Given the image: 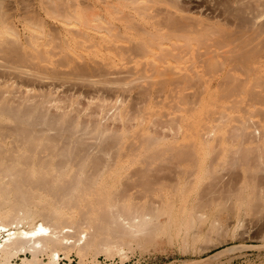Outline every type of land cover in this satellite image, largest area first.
I'll return each instance as SVG.
<instances>
[{
	"label": "bare ground",
	"instance_id": "bare-ground-1",
	"mask_svg": "<svg viewBox=\"0 0 264 264\" xmlns=\"http://www.w3.org/2000/svg\"><path fill=\"white\" fill-rule=\"evenodd\" d=\"M260 57H264V0H0V264L27 251L31 257L21 256L22 263L40 264L38 254L47 250L52 264H72L71 251L78 254L77 264H151L146 258L134 259L128 251L147 249L165 238L172 242L181 237L182 245L186 244L196 218L203 224L211 217L197 207L229 202L240 193L241 185L235 190L219 187L215 172L225 160L207 158L218 145L228 146L220 135L216 137L220 128L228 132L232 125L229 135L233 132L243 140L251 139L250 134L264 136V119L262 127L258 117L260 129V124L254 125L258 119H252L255 112L250 114L260 107L264 114L259 104L264 103ZM128 60L133 63L127 64ZM123 75L128 80L121 79ZM63 85L62 91L66 86L74 91L92 88L106 97L118 88L139 87L145 97L141 95L139 101L131 97L126 105L117 102L120 97L109 102L101 96L110 104L103 106L101 100L99 111L112 113L114 108L112 116L118 121L126 119L128 111L134 112L130 126L122 121L114 130L93 119L92 126L81 117L83 125L78 113L71 118V104L67 109L60 105V110L57 102L62 98L58 100L57 91ZM219 90L229 92L225 96L247 93L248 98L240 95L241 99L230 101L238 110L236 104L244 100L245 107L239 111L244 108L249 118L246 113L241 117L242 111L227 113L230 105L218 101ZM207 92L211 94L204 97ZM130 100L136 103L132 106ZM205 102L208 107L197 105ZM156 104L160 120L148 121L155 126L149 130L139 119H152ZM194 114H207L210 119L204 124ZM232 118L239 124L233 125ZM247 121L254 122L253 129ZM245 127L251 128L247 136ZM215 140L219 141L215 144ZM240 146L243 150L238 154L245 156L256 148L248 145V152L247 145ZM238 147L233 152L241 151ZM257 171L264 174V167ZM200 174L212 178L196 189L200 191L196 206L187 208L186 194L195 189ZM260 186L250 191L257 198L249 192L255 200L245 198L249 205L264 202ZM178 191L185 196L179 197L177 205ZM179 211L185 213L184 223H178ZM233 214L234 224L214 214L205 237L214 232L224 239L231 225L232 232L239 224L246 228L249 220L239 212ZM36 216L41 220L22 226L23 220L33 221ZM195 229L192 236L199 238ZM236 248L241 245L201 259L163 264H215L219 253L225 256L224 252ZM99 253L105 256L96 257Z\"/></svg>",
	"mask_w": 264,
	"mask_h": 264
},
{
	"label": "rangeland",
	"instance_id": "rangeland-1",
	"mask_svg": "<svg viewBox=\"0 0 264 264\" xmlns=\"http://www.w3.org/2000/svg\"><path fill=\"white\" fill-rule=\"evenodd\" d=\"M262 58H263V61H264V57H260L259 59L260 60H262ZM133 62L131 61V63L129 62V60H128V63L127 64H132ZM264 74V73H263ZM238 75V74H237ZM125 75H123V77H124ZM206 78L208 77L207 75H204ZM204 76H203V78H204ZM132 77V76H131ZM130 76H129V78H131ZM252 77L253 76H251V79H252ZM121 79H127L128 80V77H126L125 76V78H122V76L120 77ZM64 86V85H63ZM62 86V87H63ZM62 87H59L60 89L62 88ZM71 87V86H70ZM69 86H66V89H65V91L67 92H65V91H62V90H64V88H65V86L60 90L59 89V91H61V93L59 92V91H57L56 93L57 94H59L58 96H59V98H58V100L60 99V98H62L61 100H59L57 103L59 104V106L61 105L62 107H63V105L65 106L66 105V107H64V108H68V106H67V104L69 105V104H71V105H69L70 106V111H76V108H77V110L78 111H81V113L80 112H74V113H72V112H68L70 115H71V118H73L74 116H72V114H74V115H76V113H78L77 115H76V118L78 117L79 119H80V122H81V117H82V120H83V118H84V122L85 123H87L88 122V124L90 123L89 121H91L92 119L93 120H95V121H97V123H105L104 124V126H106V125H109V126H112V127H110L111 129H114L115 130V128H117V127H119V126H121L120 124H122V121H123V125L124 126H130L131 124L129 123V122H131L132 123V121H133V119H131L132 118V116H133V114H134V112H132L133 114H131L130 115V113H131V110H130V113H129V111H128V113H127V115H128V117H127V115H126V119H124V120H116V119H118V118H114L113 116H112V113H114L112 110H114V108H112V110H111V112L112 113H110V110L108 111L109 112V114H108V112L106 113L105 111H107V110H102L103 112H104V114L102 113V114H100L101 113V110L99 111V107H100V103L102 104V102L104 101L103 99H104V96H105V94L103 95H101V93L100 92H98V94L95 92V91H92L91 89V91L89 92L88 90H86V89H82V88H84V87H79V90L77 91H74L75 89L72 87V90H71V88H70ZM142 88H144V87H142ZM197 88V87H196ZM74 89V90H73ZM140 88L138 87L137 89L135 88L134 90H133V88H130V89H117L116 91L114 90V92H113V90L111 91V92H105L106 94H107V97L105 98V99H109L108 101L110 102V101H112V100H114L115 98H122V100L123 101H121L120 100V98L117 100V102H121V103H125L126 105H128V103L127 102H129V98H131V97H133V98H131V100L133 101V99L135 98V100L136 101H139V100H137V99H140V98H142V96L144 95V94H142L141 92H142V90L140 89V93H138V91L137 90H139ZM193 90L195 89V88H192ZM191 88H190V90H192ZM259 89V88H258ZM257 89V90H258ZM69 90V91H68ZM122 90V91H121ZM125 90V91H124ZM135 90L137 91L136 93V95H134L135 94ZM238 90H240V89H238ZM237 89L236 90H234L235 92L236 91H238ZM71 91V92H70ZM79 91H81V92H79ZM82 91H83V93H82ZM88 91V92H87ZM130 91V92H129ZM188 91V93H189V89L187 90ZM220 91V90H219ZM217 92V97L219 98L218 99V101L221 103V104H224L225 106L226 105H228L229 107H230V109H227V108H225V111L226 110H228L229 112H227V113H234V114H236V113H241V111H242V113H243V109L241 110V111H239V109H241L242 107H245V106H243L242 104H245V101L244 100H242V102H241V105L238 103V102H235V103H238V104H236L237 105V107H238V105H239V107H238V110H237V108H236V110H237V112H236V110H234L235 109V107H233L231 104H232V101H230L231 99H233V98H240V95L242 96V98H248V95H247V93H245L243 90H241V91H239V92H237V93H233L232 91V94L230 95H228V96H225V95H227L229 92H227V94H226V92L225 91H223V93H222V90L220 91V92ZM74 93V95H73V93ZM113 92V93H112ZM128 92V93H127ZM224 92H225V94H224ZM64 93V95L62 96V94ZM88 95H87V94ZM100 93V94H99ZM115 93V94H114ZM119 93H120V95H119ZM190 93H191V91H190ZM240 93V94H239ZM56 94V95H57ZM67 94H70V95H67ZM77 94H79V95H77ZM123 94V95H122ZM132 94H133V96H132ZM211 93H204V97H206V96H208V95H210ZM219 94H221L223 97H226V98H223L221 95H219ZM224 94V95H223ZM234 94V95H233ZM111 95V96H110ZM113 95V96H112ZM118 97H117V96ZM125 95V96H124ZM127 95V96H126ZM139 95V96H138ZM142 95V96H141ZM61 96V97H60ZM73 96V97H72ZM90 97V98H88V97ZM101 96H103L102 98H101ZM125 98V100H124V98ZM137 96V97H136ZM231 96V97H230ZM65 97V98H64ZM98 97H100V98H98ZM143 97H145V96H143ZM229 97V98H228ZM67 98V99H66ZM68 98H70L69 100V102H67L68 101ZM71 98H72V100H73V103L71 102L72 100H71ZM110 98H114V99H110ZM65 99V100H64ZM97 99V100H96ZM98 99H100V100H98ZM155 99V98H154ZM157 99V98H156ZM241 99V98H240ZM64 100V101H63ZM67 100V101H66ZM101 100H102V102H101ZM107 100H105L104 102H103V104H105V105H103V106H108L109 107V104L110 103H108V101ZM120 100V101H119ZM130 100V103L132 102ZM135 100H134V102H135ZM234 100V99H233ZM61 101V102H60ZM95 101H97V104H99V106H95L96 104V102ZM107 101V102H106ZM230 101V102H229ZM235 101V100H234ZM236 101H238L237 99H236ZM66 104H65V103ZM99 102V103H98ZM134 102H132V106H133V103ZM155 102V101H154ZM63 103V104H62ZM89 103H91V105H89ZM129 103V104H130ZM136 103V102H135ZM74 104V105H73ZM92 104H93V106H92ZM95 104V105H94ZM159 104H161V103H159ZM204 105L205 107H208V102H205V103H202V104H200V103H197V105ZM258 104V103H257ZM257 104H255V106H257ZM259 104H262L263 106H264V103H259ZM88 107H87V106ZM102 105H101V107H102ZM211 105V103H209V106ZM233 105L235 106V104L233 103ZM60 106V107H61ZM74 106V107H73ZM80 106V107H79ZM92 106V108L93 109H97V110H92V108H90ZM154 106V108H155V113L152 115V116H150L152 119H149V120H143V119H139L140 120V122L142 123L143 121V123L142 124H145L146 126H148V128L150 127V128H152V129H150L149 128V130H153L154 129V127L155 126H153V124L152 123H150V122H148V121H151V122H157V120H160V118H159V116H158V109L157 108H160V106H158L157 104L156 105H153ZM241 106V107H240ZM259 106L260 105H258V108H259ZM262 106V107H263ZM62 107L60 108V110L62 109ZM76 107V108H75ZM87 107V108H86ZM95 107H97V108H95ZM251 109H253L251 106H249ZM80 108V109H79ZM81 108H83L82 110H81ZM90 108V109H89ZM162 108H164V109H166V106H164V107H162ZM233 108V109H232ZM249 108V109H250ZM257 107H256V110L258 109ZM261 108V107H260ZM260 108L258 109V111H255L254 109V111L253 112H251L250 114H251V116L254 114V112H255V116H252V119L254 118V119H258V117L260 118L261 117V124L264 122L263 121V119H264V117H263V115H261L260 114ZM72 109V110H71ZM75 109V110H74ZM247 109V108H246ZM245 109V110H246ZM250 109V110H251ZM262 109V108H261ZM95 111V112H97L98 113V115H97V113H95V112H92V111ZM249 110V111H250ZM89 111V112H88ZM91 111V112H90ZM115 111V110H114ZM133 111V110H132ZM239 111V112H238ZM262 111V110H261ZM264 111V110H263ZM58 112V111H57ZM87 112V113H86ZM100 112V113H99ZM116 112V111H115ZM86 113V114H85ZM89 113V114H88ZM91 113H94L93 115L91 114ZM240 113H239V115H240ZM245 113H246V111H245ZM245 113H243V115L245 114ZM253 113V114H252ZM257 113H259V116L257 115ZM263 113V112H262ZM115 114V113H114ZM247 114V116L246 115H240L241 117H248V113H246ZM70 115H69V117H70ZM98 117H97V116ZM102 115V116H101ZM106 115V116H105ZM109 115V116H108ZM230 115H233V114H230ZM88 116V117H87ZM90 116V117H89ZM104 116V117H103ZM112 116V117H111ZM130 116H131V118H130ZM207 116V117H206ZM235 117H236V115H234ZM238 116V115H237ZM250 116V115H249ZM95 117V118H94ZM100 117H101V119H100ZM263 117V118H262ZM71 118H70V120H71ZM77 118V119H78ZM107 118H110V119H107ZM193 118L195 119V120H198V122H203L204 124H206L208 121H209V116L206 114H202V115H198V114H194L193 115ZM239 118V117H238ZM249 118V117H248ZM74 119H75V117H74ZM88 119V120H87ZM97 119V120H96ZM100 119V120H99ZM104 119H106L105 121H104ZM128 119H130V120H128ZM251 119V118H250ZM73 120V119H72ZM87 122H86V121ZM260 119H258V120H255V124L254 125H259L260 123H258V121H259ZM94 121V122H95ZM98 121H100V122H98ZM230 121V120H229ZM251 121H253V120H251ZM263 121V122H262ZM83 122V121H82ZM81 122V124H85V123H82ZM134 122V121H133ZM219 122V121H218ZM232 124L234 123V124H236V123H238V121L237 122H235L234 120H233V118H232ZM120 123V124H119ZM228 122H226L225 123V125L227 124ZM252 123H254V122H251V123H249L248 121L246 122V124H250V126L249 127H252V129H253V125H252ZM91 125H92V123H90ZM100 124V125H101ZM102 124V125H103ZM197 125L199 124V123H196ZM229 124H230V122H229ZM233 124V125H234ZM239 124V123H238ZM261 124L259 125L260 126V129L263 127V124H262V127H261ZM101 125V126H102ZM118 125V126H117ZM150 125V126H149ZM155 125V124H154ZM252 125V126H251ZM93 126V125H92ZM153 126V127H152ZM227 127H228V125H226ZM232 126V125H231ZM231 126H230V128H231ZM247 126V125H246ZM256 126V127H257ZM90 127V126H89ZM223 128V127H222ZM229 127H228V132L230 131H232V129H230ZM246 128V127H245ZM248 128V127H247ZM246 128V129H247ZM257 128H259V127H257ZM264 128V127H263ZM158 129H160V128H157V130ZM163 129V128H162ZM162 129H161V132H162ZM227 129V128H226ZM226 129L224 130V129H221L220 128V130L218 131L219 132V134H218V132H217V134H218V136H216V137H219L220 138V136H221V138H222V141H224L223 143H224V145H228V146H230V147H228V146H225V147H221L220 145H218V146H220V147H218L217 146V149L215 150V149H213V150H210L209 151V154H207V158H209V159H217V160H225V162L221 165V168L222 169H218L216 172H215V174L217 173V175H215V178L221 183H219L221 186H219L220 188H229V190H232L233 188V190H235V188H239V186H240V193H238L239 191H236V193L235 194H239V195H235V196H231L230 198H231V201H229V202H227V201H225V200H222V204H221V202H220V200H219V202H217L216 204L214 203V205H212V204H210L209 206L208 205H204L205 207H195L196 209H199V210H202V211H205L206 213H207V215H209L208 217H210V218H208L209 219V221L211 222V219H212V217L214 216V214L215 215H220L222 218H224L225 220H227V218H228V220L227 221H229V219L232 221H230L231 222V224H234V223H236V215L235 214H233V213H238L239 212V214L241 215V217H243V219L246 221L247 219L249 220V222H248V220L246 221V222H248V224H249V226H248V224H247V227L245 228V226L243 227V225L240 227V224L239 225H237V228L235 229V231L234 232H232L231 231V229L233 228L232 227V225L230 226V228H229V231H228V233H227V235H226V237L223 239V238H219V237H216V236H214V232H210V235L208 236V238L207 237H205V236H207L205 233H207V228L209 227L208 225L210 224V222L208 221V220H206V222H204L203 224H201V223H199L200 221H198V218H196V222H195V225H194V227L192 228L193 230H194V228H196L195 230H197V231H199L198 232V235H200L199 236V238H193V236H192V232H193V230L192 229H190L189 231H190V234H188V236H187V239H188V241L186 242V244H184V245H182V240H181V237H178V238H175L174 239V241H172V242H169L166 238L165 239H161V241L162 242H156L154 245H150L147 249H143V248H139V247H135L134 249H133V251H128V252H130L129 254H133V256H134V259H144V258H146L147 260H149V261H152V263L151 264H163V263H167V262H178V261H180V260H182V259H201V258H204V257H206V256H208L209 254H212L213 252H215L216 250H221V249H223V248H225V247H227V246H233V245H241V248H236V249H233V250H229V251H227V252H224V253H226L225 254V256L223 255V253H219V256H218V258H216L215 260H214V262H215V264H216V262H217V264H219V261L220 260H225V259H227V260H225V261H223V263H222V261H220L221 262V264H264V202L262 201L261 202V200L260 199H257V200H259L261 203H259V202H255L254 200H255V198H257V197H255V195H253L252 193H254V192H250L253 188V186H254V188H255V185L257 186H259V184L260 185H262L263 187H264V184H261V183H264V174H262L261 175V173H258V168H260V167H264V136L262 135V137L259 139V137L257 138V135H256V137H255V135L254 134H250V137H251V139L249 138V137H247L250 141H248V139L245 137L244 138V140H245V142H244V140L242 139L243 137H240V135H238V134H234L233 132H232V134L231 135H229V133L226 131ZM251 128H248L247 129V133H246V131H245V133H244V136H247V134H248V130H250ZM260 129H259V131H260ZM135 130V129H134ZM156 129L154 130V132L155 133H157L156 131H157ZM168 130V129H166V128H164V134H165V132ZM262 130H264V129H262ZM261 130V131H262ZM133 131V130H132ZM160 131V130H159ZM159 131H158V133H159ZM227 133H226V132ZM160 132V133H161ZM235 132V131H234ZM168 133V132H167ZM169 133H170V131H169ZM168 133V134H169ZM262 133V132H261ZM261 133L259 132V136H261ZM167 134V135H168ZM240 134V133H239ZM263 134H264V131H263ZM220 135V136H219ZM253 137H252V136ZM249 136V135H248ZM88 138V137H87ZM90 138V137H89ZM242 139V141L244 142H242L241 141V139ZM258 139V141L256 142L255 140H257ZM238 140H240L243 144H244V147L247 145V147H246V149L248 148V145H251V146H254L255 145V147L256 148H253V147H251V146H249V149H256L255 151H253V149L252 150H249L248 151V149H247V151L249 152V153H252L253 154V152L255 153L256 151V154H253L251 157H250V159L251 160H249L248 158H249V156H247V154L248 155H250L249 153H247L246 154V156L248 157H246L245 155H244V153L243 154H241V155H239L238 153L239 152H242V150L240 149V147H242V146H240V145H243V144H240L239 145V143H240V141H238ZM217 141H219V140H217ZM217 141L215 140V144L217 143ZM254 141V142H253ZM231 143V145L233 146L232 148H231V145H229V144ZM214 145V144H213ZM215 146V145H214ZM237 146H239L238 148L241 150V151H238V149L235 151V152H237V153H235V152H233V150H235L236 148H237ZM258 146L260 147V150L258 149ZM228 147V148H227ZM235 147V148H234ZM230 148V149H229ZM234 148V149H233ZM233 149V150H232ZM245 149V148H244ZM245 149V150H246ZM258 149V150H257ZM232 152H231V151ZM244 150V151H245ZM261 154H260V153ZM231 153H235L238 157H236L235 156V154H234V156H232L233 154H231ZM259 153V154H258ZM255 155H256V157H255ZM240 156L242 157L241 159H240ZM244 156L246 157V160L244 159ZM238 158V159H236V160H233L234 158ZM254 158V159H253ZM257 158V159H256ZM253 159V160H252ZM262 161V163H261V165H260V161ZM236 161V162H235ZM254 161V162H253ZM247 162L248 164H245V163ZM250 162V163H249ZM252 162V163H251ZM259 164H257V163ZM244 163V164H243ZM257 164V165H256ZM249 165V166H248ZM249 169V170H248ZM256 169V170H255ZM220 170V171H219ZM253 170L255 171V172H253ZM260 172V171H259ZM264 172V171H263ZM262 172V173H263ZM220 173V174H219ZM219 174V175H218ZM223 174H224V176H223ZM255 174V175H254ZM230 175V176H229ZM232 175V176H231ZM252 175V176H251ZM262 176V177H260V176ZM223 176V177H222ZM228 177V179H227V177ZM256 176L258 177V178H256ZM224 178L223 180L221 179L220 180V178ZM235 177V178H234ZM211 179L212 178V176H208L207 174H200V178L198 179V181H197V183H196V187H195V189L194 190H191L190 191V193L188 192L186 195H187V197H185V202H186V207L187 208H189V207H191V206H196L195 204L198 202V200H197V202L195 201V198L199 195V193H200V191L199 190H196L200 185H205L206 186V183L208 182V179ZM231 180V181H229L227 184L229 185L230 183V185H229V187L227 186V187H225L227 184H226V182L228 181V180ZM254 179V180H253ZM259 179V180H258ZM262 179V180H261ZM224 180H227L226 182L224 181ZM257 180V181H256ZM223 181V182H222ZM255 181V182H254ZM258 181H260V182H258ZM255 183V185H253ZM208 184V183H207ZM218 184V185H219ZM233 184H235V185H239L238 187H236L235 185H233ZM233 185V186H232ZM253 185V186H252ZM262 186H260L261 188H262ZM231 187H233L232 189H231ZM203 188H206L207 189V187H202V189ZM252 188V189H251ZM257 188V187H256ZM200 190H201V188H199ZM206 189H203V191L204 190H206ZM209 189V188H208ZM239 189H236V190H239ZM264 189V188H263ZM195 190L197 191V192H195ZM198 191H199V193H198ZM249 192H250V196H252L253 195V197H255V198H251V197H249ZM234 193H232V194H234ZM198 194V195H197ZM182 195H184L185 196V194L182 192V191H178L177 193H176V204L178 205L179 204V202H177V200L179 199L180 200V196H182ZM237 197H239V198H237ZM244 197V198H243ZM241 198H243V199H241ZM245 198H248L249 200H250V198H251V200L252 199H254L253 201H254V203H252L253 201H251L250 203H252V204H250L249 205V200L248 199H246L247 200V202L246 201H244L245 200ZM230 200V199H229ZM239 200V201H238ZM241 200V201H240ZM225 201V202H224ZM237 201H238V203H237ZM225 204H224V203ZM231 202V203H230ZM239 204V205H238ZM255 204V205H254ZM250 206V207H249ZM251 206L253 207V208H251ZM209 207V208H208ZM213 207V208H212ZM239 207V208H238ZM245 207V208H244ZM204 208V209H203ZM212 208V209H211ZM208 209V210H207ZM220 209V210H219ZM234 209V210H233ZM239 210L238 212L237 211H235V210ZM244 209V210H243ZM223 210V211H222ZM195 211V210H194ZM232 211H234V212H232ZM246 213H245V212ZM210 213V214H209ZM227 213V214H226ZM227 215V216H226ZM225 216H226V218H225ZM230 216V217H229ZM251 217V218H250ZM254 217V218H253ZM250 219H251V221H250ZM39 220H41V218L40 217H35L34 218V220L33 221H31V220H29V219H25V220H23L24 222H22V226L23 227H28V225H30V223H32V222H37V221H39ZM184 223L185 222V213L184 214H181V211H179V217H178V223ZM226 222V221H225ZM251 223H253V224H251ZM200 224V225H199ZM205 224V225H204ZM202 227V228H201ZM200 228V229H199ZM243 228H244V233H242L243 232ZM199 229V230H198ZM202 229V230H201ZM246 229V230H245ZM6 231H3V233H5ZM241 232V233H240ZM213 233V234H212ZM233 233V234H232ZM212 236V237H211ZM214 236V237H213ZM198 237V236H197ZM205 237V238H204ZM218 238V239H217ZM227 238V239H226ZM177 239V240H176ZM205 239V240H204ZM211 239V241H209ZM208 240V241H207ZM206 243H208V245L206 244ZM204 244H206V245H204ZM49 251L47 250V251H41L39 254H38V257L40 258L41 257V259H40V264H42V263H48V264H52V262L50 261V259H49V253H48ZM76 251H71V252H69L70 253V258L72 259V264H77V260L79 259L78 258V254L77 253H75ZM30 252H25V253H19L18 255H16V256H14V257H12V259H11V261L9 262V263H6V264H23L22 263V261H21V256H27V257H31V254H29ZM59 253V255H61V256H64V253H62L61 251L60 252H58ZM98 256H105V254L104 253H99L96 257H98ZM231 256H233L232 258H231ZM65 257V256H64ZM65 258H67V257H65ZM68 259V258H67ZM89 261H87V262H85L84 264H87ZM60 264H63L62 262H59ZM30 264H37V263H35L34 261H31L30 262Z\"/></svg>",
	"mask_w": 264,
	"mask_h": 264
}]
</instances>
